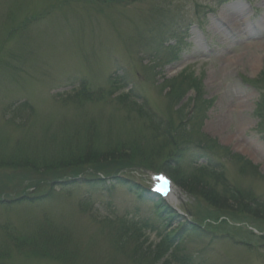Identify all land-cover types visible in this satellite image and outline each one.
I'll use <instances>...</instances> for the list:
<instances>
[{
	"label": "rangeland",
	"instance_id": "obj_1",
	"mask_svg": "<svg viewBox=\"0 0 264 264\" xmlns=\"http://www.w3.org/2000/svg\"><path fill=\"white\" fill-rule=\"evenodd\" d=\"M203 1L0 0V197L25 195L0 203V264H264V216L222 203L219 189L229 181L264 199L255 114L264 0L197 8ZM164 2L161 17L178 18L171 29L189 26L191 46L181 62L157 68L137 31L157 22ZM198 93L215 100L209 110ZM23 101L29 110L11 113ZM133 142L161 143V154L133 153ZM203 146L223 170L209 183L196 170ZM139 165L178 184L167 212L157 211L158 196L142 197L147 170L124 173ZM85 170L116 176L55 181ZM126 219L157 229L141 234ZM180 227V246L165 251L161 234Z\"/></svg>",
	"mask_w": 264,
	"mask_h": 264
},
{
	"label": "trees",
	"instance_id": "obj_2",
	"mask_svg": "<svg viewBox=\"0 0 264 264\" xmlns=\"http://www.w3.org/2000/svg\"><path fill=\"white\" fill-rule=\"evenodd\" d=\"M168 133H169V131H168ZM188 140L191 141V138L189 137ZM148 142H154V140L151 139ZM158 144H161V143L157 142V143H154V145H152V146H147V145L143 146V145H140L136 142H133L132 145H134V146H132L133 149H131V152L134 153V151H135L136 154H140V155L146 156L148 158H149V155L152 154V152H154V154L156 153V155L157 154L160 155L161 151L158 150L159 148L154 147V146H157ZM124 145H125V147L127 146L126 143H124ZM141 147H143L144 149H142ZM127 152L128 151H126L124 154H121V156L122 157L128 156L129 154H127ZM199 174L200 175L202 174L201 176H203V179L206 178L208 183H209L208 178H212L215 175L214 172H212L210 170H206V169L200 170ZM219 189L222 191V193L221 192L220 193L224 197L222 200V203H224V201L230 199L232 202V205H235V207L240 205L239 207L243 208L244 212H253L257 216H264V201L258 200L257 197L252 195L251 191L241 192L226 182H224L223 187H220ZM203 192H205V191H203ZM219 196H220V194H219Z\"/></svg>",
	"mask_w": 264,
	"mask_h": 264
},
{
	"label": "bare ground",
	"instance_id": "obj_3",
	"mask_svg": "<svg viewBox=\"0 0 264 264\" xmlns=\"http://www.w3.org/2000/svg\"><path fill=\"white\" fill-rule=\"evenodd\" d=\"M217 24H218L217 26H218V28H219V29L226 30L225 28H223V27H224V25H222V24H220V23H217Z\"/></svg>",
	"mask_w": 264,
	"mask_h": 264
},
{
	"label": "snow or ice",
	"instance_id": "obj_4",
	"mask_svg": "<svg viewBox=\"0 0 264 264\" xmlns=\"http://www.w3.org/2000/svg\"><path fill=\"white\" fill-rule=\"evenodd\" d=\"M159 179H164L163 177H160Z\"/></svg>",
	"mask_w": 264,
	"mask_h": 264
}]
</instances>
